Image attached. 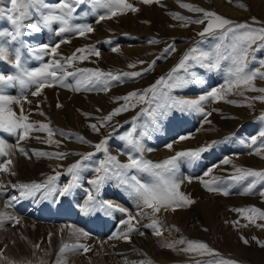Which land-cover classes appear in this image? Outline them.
<instances>
[{
	"label": "rangeland",
	"instance_id": "1",
	"mask_svg": "<svg viewBox=\"0 0 264 264\" xmlns=\"http://www.w3.org/2000/svg\"><path fill=\"white\" fill-rule=\"evenodd\" d=\"M46 2L50 5H55L57 0H46ZM127 2L137 8L138 11H128L111 19L100 21L99 23H97V20L99 16L105 14V9L97 8L93 12L91 0H85V3L77 5L76 12L73 13V19L70 23L73 26L88 24L94 29L92 33L84 37L74 32H66L59 36L56 35V32L61 27L58 23H54L50 29H47V37L43 39L41 37L38 40H31L33 32L30 29H24V35L21 37V40L27 47L22 49V58L25 67L29 70H36L44 66L42 64V57L45 53L30 55L32 49L39 48L42 45L54 46L61 40H68L69 42L62 43L58 52L61 51L63 53V49L66 47L65 45H71H69L68 49L66 48L69 52L66 58L72 56L73 53L79 57L81 53L77 52V49L80 48L86 50L89 48L95 49L100 55H89L85 51L83 55H86L88 57L87 59L83 61L77 59L73 61L71 66L65 61L69 71L61 78H59L60 75L55 69H51L57 72L58 79L55 81L54 87L44 88L40 95L33 96L31 94L36 90V85L22 87L19 83H16L14 85L15 88L13 86L3 88V92L6 95L15 98L26 97L27 102L23 99L21 100L20 106L16 111L17 113L20 114L21 107H23L24 114H30L32 112L34 115L36 112L38 114L42 112L43 115H41L40 121L43 122L45 119L43 124H48L54 132L51 139L59 142L58 144H50L47 142L49 140L47 132H39L43 133L44 137L41 141H35L36 146H38L34 148L36 151L32 155L20 154V156L25 165H27L28 160L31 158L33 163L41 165L42 168L32 172V179L27 182H20V184H44L48 181L49 177H55L49 187H55L59 190L71 182L72 177L67 172V169L77 161H80L83 155L94 153L91 160L84 161V166L79 172L77 186L73 189L71 195L61 197L57 192L45 196L44 192L47 191L46 189L32 195L40 196L42 201H44L43 205L45 207L43 210L49 211L54 207L62 205L72 195H76L77 189L82 188L84 189L80 191L83 193L78 200L79 203L83 202L84 204L88 192L93 190V185L89 181L96 177L94 170L99 166V162L105 158L104 153L97 152L94 147L95 144L100 143L102 140L107 139L106 147L108 153L116 156L121 163L128 162V154L136 157L140 155L134 152L127 145V142L122 139L129 132H133V136L140 139L144 146L145 152L143 153V158L153 163H162L175 156L178 152L196 151L205 148L206 151L201 152L198 158L190 159L183 157L178 160L176 176L178 180H183L186 186L180 192L193 201H196L197 198H192L191 192L186 189L188 186L186 184L190 179L192 182H197V187L204 193V196L214 198L217 202L219 201L220 209L217 210L218 212L208 222L193 213H191L192 215L189 218L186 216V213L185 216L182 214L181 218L176 217L178 221L169 220L168 223L172 224L165 230L164 225L162 226L164 220L157 218V213L153 214L151 209L145 208L143 205H138L136 198L129 195L128 190L121 186L115 179L105 182L97 199L109 201L117 207L126 209V211H111L107 215L101 211L93 213L95 216H100V221L105 218H110L117 223V229H113L112 231L113 237L114 234L116 236L122 232L119 228L123 223L128 222L129 216L133 217L130 222L131 225L136 223L142 228H145L147 230V232L143 231L145 238H148V234L151 233V238H153V243L155 244H152L149 250L161 252V260L158 255L154 256V258L152 257L156 263L219 264L221 261H234L235 264H264V248L260 247L257 243V241L264 243V227H258V225H264V220L257 218L254 223H251L246 218L251 213L239 211L251 208L264 211V196L259 194L264 191V180L258 177H246L240 181L233 179L234 176L240 175L236 171L237 168L264 172V158H262L264 157V137L259 135L261 131H264V119H261V117H264V102L256 99V97L264 96V93L249 91L246 86H241L234 88L231 93L226 94L224 99L214 100L209 97L203 101L201 103L204 109L203 113L195 110L180 111L178 108H172L167 110V115L156 116L155 118L152 115L154 111H157L158 105L160 104L170 103L172 99H199L200 96H207L214 89L226 88L229 81L234 79V77L229 76V70L233 67L230 59L221 60L219 67L212 69L202 66L201 63L191 59L185 62V67H180L181 61L188 54L198 56L200 53H206L215 58L218 46L221 52H224L225 48L232 42L231 34L224 40H221L219 30L206 34L203 37L200 36L199 33L204 31L208 21L205 20L203 24L185 23V21L201 20L204 17L202 13L190 12L188 9L182 8L180 6L182 3L201 8L205 11L214 12L223 18L233 21L235 24H247L252 29L264 27V15H261L256 10L254 3L250 0H231V2L230 0H158V2L152 4H144L141 0H127ZM222 5H227L229 9L231 8L230 11L226 12ZM240 5H243V7ZM10 6L9 0H4V3L0 5L4 9ZM177 15L184 17L185 20L174 19V16ZM36 19L35 15H33V20H26L25 23L34 22ZM54 25L55 28H52ZM13 30V26L6 19V15H0V31L8 32ZM9 40V37H2L0 38V43L7 44L10 49L20 46L19 42L8 43ZM71 47L73 48L69 49ZM114 48L119 51L114 52ZM193 48L197 50L195 53L191 52ZM253 49L254 51L250 50L249 53L246 71L250 72L259 69L264 72V68L260 66V61L264 60V41H257L253 45ZM61 53L59 52V54ZM38 56L41 58H37ZM13 59L14 56H10L8 60H4L12 69L14 67L9 61ZM203 63L207 64L208 61H204ZM130 65H135V67H130ZM79 69L99 70L105 73L111 72L114 75L125 72H141L142 75L139 77L121 76L119 81H111L109 83L107 91L104 90L105 86L103 84H97L95 87L89 86L88 89L81 87L79 91H75L77 81L82 78V74L78 71ZM174 69L175 71H173ZM16 72L17 70L15 69L14 74ZM67 73H72V75H68ZM169 73L172 75L171 80H168ZM192 73H195V80L191 75ZM0 74L11 75L10 73H4L2 71H0ZM161 77H164L169 85L179 80H188L189 83L172 88L166 87L163 84L158 85L157 90L159 95L155 98H153L151 92L147 93V98L143 102H139L136 98H131L128 101L129 108L127 111H123L120 115L114 116L111 121L104 120L114 109L122 107L126 103L122 97L128 96L132 92L143 94L145 90L156 85V82ZM61 79L63 80V85H67V87L61 86ZM253 85L256 88H264V79L257 77L253 81ZM9 89L14 90V92L8 93L11 92L7 91ZM60 91L64 93L66 101L70 99L71 103H76L80 100L75 107L76 112L81 115V119L83 118L82 122H84L80 129H76L75 125H72V129L69 126L64 127L57 123V125H51L52 120L46 119L48 113H44L45 108L43 105L47 104L48 101L46 99L58 94V97L54 96L57 99H55V103L53 104L56 106H54L55 108H58L57 105H61V99L59 98ZM228 101L234 103H229ZM248 105L251 106L249 107ZM29 106L32 108L31 111ZM42 107L43 109H41ZM208 113H211L212 116L207 115ZM92 123L96 124L99 131L94 132L89 127ZM39 125L37 124V126ZM54 126L60 128L63 133H58ZM146 126L147 135L141 136L140 133L146 130ZM174 126L178 127L170 129L169 132L168 128ZM173 130H176L173 133L176 134L174 137L172 136L173 134L171 136L168 135L174 132ZM4 132L0 131V136ZM36 132V130L33 131L35 135H38ZM196 135L200 136L199 139L196 138ZM185 136L189 138L184 140H191L193 145H191V141H187L185 146H181V143H179L182 142L180 137ZM78 137H83L89 143H81ZM253 137L256 138L255 144L252 143ZM12 139L15 140L11 145L14 144L17 153H20L18 146L22 140L19 139V134H15L14 137L12 135ZM4 140L6 141L5 138H0V141L4 142ZM10 143L7 138L6 144ZM171 143H177L179 147H176L172 154H166L160 158H153V151L150 152L147 150L154 148L155 150H168L167 145ZM146 151L151 154L149 153L150 155H148ZM169 151L172 152V149H169ZM10 153L13 154V151L8 152L7 156L2 155L3 160L0 159V163L3 164L7 160H11L12 164L9 165L11 174L15 173V179L22 180L26 176L25 172H19L17 174L14 169L15 164H13L15 163V158L10 156ZM40 153L49 155H39ZM58 153L65 154L64 158H56L55 154ZM50 156L52 158H49ZM208 156H215L213 157V162ZM23 157L25 158L23 159ZM68 158H71V161L67 163ZM225 160L228 163H224ZM58 173L59 175L57 176ZM83 174L89 176V180L86 183L81 179ZM131 175L137 176L144 183L153 182V180L151 181L152 176L148 173L131 170L129 176ZM201 181L208 183L209 186L214 188L226 189L230 194L223 196L216 192H210ZM251 183H255L252 194L241 195L240 193L244 188ZM2 196L6 198L3 194ZM2 196L0 194V212L5 216L9 204L6 203V200L2 203V200L5 199ZM32 196L26 197L30 198ZM197 202L198 200L189 206L178 207L176 211H187L190 213L189 210H194L197 207ZM137 211L140 213L150 211L151 215H146L147 220H145L141 217L140 213L137 215ZM170 211L174 212L172 210ZM162 212L164 213L166 211L161 210V214ZM133 213L138 217L136 216L137 218H135ZM4 216H0V221H2L0 222V239L4 240L0 246V264H57L58 260L62 264H68V260L71 258L75 263L72 262L69 264H121L114 252L108 248L109 246L100 243V241L99 244L103 245L102 247L107 251L105 254L98 253L99 250H104L101 247L98 251L91 250L85 253L82 249H78L72 255L70 252H65L63 255L60 254L59 250L62 243L53 245L54 240L46 238L44 247L50 251L46 253L43 247H37L33 237L24 229L23 225L25 221L20 219L22 215L13 219L10 218L9 222L6 220L7 216H5V219ZM154 220L158 222L157 227H159L161 232L159 236L155 235V228L152 227ZM59 221L61 220L50 222L49 224H64L66 220H62L63 222ZM21 222L22 224H20ZM68 223L80 229L83 228L80 224H76L73 221ZM13 228H17V230H13ZM82 230L85 232L84 228ZM134 230L136 228H133ZM100 237H94V239H100ZM242 237L249 241L247 245L243 243ZM180 240L205 243L212 250V253H202L199 250L182 251V249L187 247V243L180 244L178 243ZM132 243H136V240H133ZM169 244L173 245V248L166 246ZM85 245L88 248L92 247L88 244ZM52 249L53 251H51ZM79 251L85 254L84 260L82 261ZM144 251L147 252L148 250L144 248ZM149 253L151 255L154 252L150 251ZM58 254H60V257ZM36 255L37 257L39 256L37 258L38 261H36L37 259L34 260ZM34 256L35 258H33ZM131 257L136 258L138 263L144 262L141 260L143 257L141 253H136L133 256L131 255ZM154 262H151V264H154ZM143 264H149V262H144Z\"/></svg>",
	"mask_w": 264,
	"mask_h": 264
},
{
	"label": "snow or ice",
	"instance_id": "2",
	"mask_svg": "<svg viewBox=\"0 0 264 264\" xmlns=\"http://www.w3.org/2000/svg\"><path fill=\"white\" fill-rule=\"evenodd\" d=\"M10 7L4 9L0 7V15H6V19L13 26V31L2 32L0 31V38L9 37L11 42H19L20 46L10 49L7 44L0 43V60H8L10 56H14L13 60L9 62L17 70L14 75H5L0 74V131H5L8 133L19 134V139L24 140L29 136V134L34 130L46 131L49 137L48 143H59L58 141H53L51 137L54 135V132L50 129L48 124H40L37 128L33 123L29 122L28 116L24 114L23 107L20 109V114L17 115L15 111L10 107L12 104H20L21 100L26 101V97L15 98L10 95H6L3 92L4 87L14 86L16 83H19L22 87H27L29 85H36V90L31 94L33 96L40 95L41 91L47 87H54L55 81H57V72L51 69H61L63 65L60 60L54 59L52 63L45 64L42 68L36 70H29L25 67V63L22 58V49L27 47L24 42L21 40V37L24 35V29H30L32 32H40L42 28H50L54 23L61 25L59 30L56 32V35H62L66 32H74L79 36L84 37L89 33L94 31L93 27L88 24L76 25L73 26L70 21L73 19V13L76 12V6L85 3V0H57L55 5H50L46 0H9ZM144 4H152L158 2V0H141ZM231 2V0H230ZM4 3V0H0V5ZM93 12L97 8H103L106 10L104 15L99 16L97 23L105 19H111L117 15L124 14L128 11L136 12L137 8L133 7L132 4L128 3L127 0H91ZM182 8L188 9L190 12L202 13L204 19L196 21H185V23H199L203 24L205 20L208 21L206 28L203 32H200V36H205L206 34L214 33L217 30L221 33L220 39L224 40L226 37L231 34L232 42L225 48L224 52H221L220 47H217L215 58L213 56L200 53L198 56L191 54L186 55L180 63V67H185V62L188 60H195L201 63L202 66L212 68H218L221 60H231L233 67L229 70V76L234 77L230 80L227 87L224 89H214L207 96H200L196 100H183V99H172L170 103H164L158 105L157 111L153 112V117L167 115V110L172 108H178L180 111L185 110H195L197 112H204L201 103L207 100L209 97L214 100L224 99L226 94L232 92L234 88H239L241 86H246L249 91H259L264 93V88H256L253 85V81L259 77L264 79V72L259 69L253 71H246L248 65V57L250 50L254 51L253 45L257 41H264V27L259 29H252L247 24H235L233 21L223 18L214 12L205 11L198 7H193L189 4H181ZM243 7V5H240ZM33 15L37 18L35 22L25 23V21H32ZM174 19L184 21L185 18L182 16H174ZM68 40H61L59 43L54 46L42 45L39 48L32 49L30 55H36L37 53L51 54L53 57L59 56L58 49L62 43H68ZM174 50V49H173ZM85 51L89 55L99 56L100 53L95 51V49L89 48L77 49V52L81 53L79 57L75 53L72 56L63 58L66 63L71 66L73 61L79 59L81 61L87 59L86 55H83ZM114 52L119 51L118 49H113ZM197 50L193 48L192 53H195ZM41 58V57H37ZM204 61H208L207 64H204ZM261 68H264V60L260 61ZM130 67H135V65H130ZM82 74V78L77 81L75 91H79L81 87L88 89L89 86L95 87L97 84H103L104 90H108V85L111 81H119L121 76L123 77H139L142 75L141 72L133 73H122L114 75L111 72L105 73L99 70L91 69H79ZM175 71V69L173 70ZM72 75V73H67ZM193 79H196L195 73L191 74ZM50 78V79H49ZM172 79L171 73L168 75V80ZM61 86L63 85V80H60ZM188 80H179L175 83L169 85L164 77H161L160 80L156 82V85H153L149 89L145 90L143 94H138L137 92H132L128 96L122 97L126 102L122 107L114 109L108 116L104 118L105 121H111L114 116L120 115L123 111H127L129 108V103L131 98H136L139 102H143L147 98V93L151 92L153 98L159 95L157 86L165 85L166 87H179L188 84ZM256 99L264 102V96L256 97ZM27 102V101H26ZM229 103H234L228 101ZM249 107L251 105H248ZM61 107V105H57ZM43 115V113H40ZM207 115H211L208 113ZM264 119V117H261ZM103 126V125H102ZM92 130L99 131L96 124L90 125ZM135 131V129H133ZM141 136L147 135V126L146 130L140 133ZM261 137H264V131L259 133ZM189 137H180L181 140L188 139ZM81 143H89L83 137H78ZM127 142V145L134 151L139 153V157L128 154V162L121 163L116 156L110 155L106 147L107 139L102 140L100 143L94 145L97 152H103L105 158L99 162V166L95 168L96 177L89 181L93 185V190L88 192L87 199L84 204L81 206L80 211L85 215H88L93 212L101 211L106 215L110 214L111 211L125 212L126 209L117 207L109 201L98 200L97 197L100 194L101 189L108 180L115 179L119 182L121 186L128 190L129 195L136 198L138 205H143L145 208L152 210L153 214L159 213L161 210L176 211L178 207H185L193 204L195 201L190 199L188 196L179 191L180 184L182 181L177 179V161L183 157L190 159L198 158L201 152L206 151L205 148H201L196 151H184L178 152L175 156L163 161L162 163H153L149 160L143 158V153L145 148L142 145L140 139L133 136V132H129L126 136L122 137ZM252 143H256V138H252ZM171 149L172 145H167ZM7 145L0 141V155L7 156L8 152L6 151ZM151 151V149H147ZM21 154L27 155L23 148H19ZM39 155H49L46 153H40ZM63 153L55 154L56 158L63 159ZM94 153H88L82 156L80 161H77L71 165L67 172L71 175L72 179L66 186L57 190L55 187H49L52 184L55 177H49L48 181L44 184H21L19 188L22 190L21 194L26 196L35 195L37 192L46 189L44 192L45 196L52 195L58 192V195L68 196L72 194L73 189L77 186V181L79 180V172L84 166V161L91 160ZM49 158H52L51 156ZM264 158V157H262ZM224 163H228L227 160ZM12 164L11 160H7L5 163L0 165V171L9 172V165ZM131 170H136L138 172L148 173L153 177L152 183L141 182L140 179L135 175L129 176ZM236 171L240 173L239 176H234L233 179L240 181L246 177H258L261 180H264V172L254 171V170H244L237 168ZM15 175V173H12ZM59 173L57 174V176ZM191 182V181H189ZM204 184L205 188L210 192H216L223 196H228L230 193L226 189L219 187H211L208 183L201 181ZM255 183L249 184L244 190L240 193L241 195L252 194ZM261 196H264V191L259 193ZM241 212L251 213V215L246 216L249 222L254 223L258 218L264 220V211H260L256 208H251L247 210H239ZM2 216V214H0ZM133 217L129 216L128 223L130 225ZM2 222V221H0ZM158 222L153 221L152 227L155 228V235H161L159 227H157ZM258 227H264V225H258ZM133 231V228L129 226L128 232L123 233L120 236H117V239H123L127 242H130L129 233ZM73 235H77V239L82 235L87 238V232H80L78 229H73ZM143 235V233H141ZM255 239V238H253ZM243 243L247 245L249 241L242 237ZM178 243L184 244L187 243V247L182 249V251H201L202 253H212V250L208 248V245L202 242L197 241H188L180 240ZM260 247L264 248V243L257 241ZM169 248H173V245H166ZM37 247H39L37 245ZM78 249H82L83 252H88L90 249L84 244H74L68 245L65 244L60 248V253L63 254L66 251L76 252ZM57 264H60L58 260ZM151 264V262H149ZM219 264H235L234 261H221Z\"/></svg>",
	"mask_w": 264,
	"mask_h": 264
},
{
	"label": "bare ground",
	"instance_id": "3",
	"mask_svg": "<svg viewBox=\"0 0 264 264\" xmlns=\"http://www.w3.org/2000/svg\"><path fill=\"white\" fill-rule=\"evenodd\" d=\"M250 1L252 3H254V5L256 7V10L259 13H261V15H264V1H262V0H250ZM221 3H223V2L221 1ZM222 6H223V8H224V10L226 12L230 11V9H231V8L229 9L227 7V5L226 6L222 5ZM151 16H153V14H151ZM47 29L48 28H44V29L42 28L41 31L38 32V33L33 32L32 36H31V40L32 39L33 40H38L41 37H42V39L47 37V33H48V32H46V31H48ZM49 32H51V31H49ZM34 43H35V41H34ZM69 45L70 44L65 45L66 47L63 49V53H61V51H59L61 54H59V56H57V57H53L52 55H49V54H44V56L42 57V60H43L42 64H44V65L52 63V61L54 59L60 60L61 64L63 65V68L55 69L60 75V76L58 75L59 78L63 77L65 75V73L69 71V69L67 68L68 66L65 63V59H63V58H66L67 54L69 53L67 51ZM72 48L73 47H71L69 49H72ZM0 71H2L4 73H10L11 75H14L15 69L14 68L13 69L10 68V65H7L4 62V60H0ZM13 87L15 88V86H13ZM125 90H126V88H125ZM7 91H11V92H8V93H13L14 92V90H12V89H9ZM17 91H19V90H17ZM54 96L58 97V94L54 95ZM54 96L49 97V99H46V97L44 96V98L48 101L47 104L43 105L44 108H45L44 113L45 114H46V112L48 113V116L46 117V119L52 120V122L50 121L51 125H53V124L57 125L58 124V125H61V126H64V127H68L69 126V128L71 127V129L73 128L72 125H75L76 129L77 128L80 129L82 124L84 123V122H82L83 118L81 119V115L79 113H77L76 110H75V107L77 106L76 104L79 103L80 100H78L79 102H76V103H71L70 99L66 101L64 93H62L60 91V97L59 98L61 99V101H60L61 107L55 108L56 106L53 105V104L55 103V99H57V97H54ZM19 106H20L19 104H12L10 107L12 108L13 111L16 112L18 110ZM29 109L31 111V109H32L31 106H29ZM41 109H43V107ZM49 111H51V112L49 113ZM17 115H19V113H17ZM25 115L28 116L29 122L33 123L37 128L39 127V126H37V124H43L44 123L45 119L43 120V122L40 121L41 114H38L37 112L34 115H33L32 112L30 114H25ZM42 117L44 118V116H42ZM54 128H56V131L58 133L59 132L63 133V131H61V129L58 128L57 126H54ZM247 130L249 131L248 128H247ZM36 131H37L36 134H38V135H35L33 133V131H32L27 138H25L24 140L20 141V144L18 146L19 148H23L27 152V154H31L32 155V153H34L36 151V149H34V148L38 147V146H36V142L35 141H41L42 138L44 137L43 133H39L40 132L39 130H36ZM12 135L14 137L15 134H13V133H9L8 134V132H4L0 136V138L3 137V138L6 139V141H7V138L9 139V141L11 142L10 144H6L5 140H4V143L7 145V149H6L7 152L13 151V154L10 153L11 155L10 154L9 155L13 156L15 158V163H13V164H15L14 169L16 170L17 174L19 172L20 173L25 172L26 176L22 180H17V179H15V176L11 174L10 170H9V172L0 171V194H1V196H2V194L4 196H6V198L2 196L3 198H5V199L2 200V203L5 202L4 200H6V203L9 204L8 210H7L6 215H5V216H7L6 220L9 222L10 218L13 219V218H15L17 216L19 217V215H22L20 219H23L25 221V223L23 225L24 229L29 232L28 234L31 237H33V240L35 241L36 245H39V247H43V249L45 250L44 252H46V253L50 252V251L46 250L47 248L44 247L45 246L44 242H45L46 238H51L52 240H54L53 245H57L58 243H60V244L62 243L61 247H63L65 244H68V245H74V244H84L85 245V244H88V245L92 246L91 248H89L90 249L89 251H91V250H93V251L97 250L98 251L103 246V245L99 244V241H100V243H104V245L109 246L108 248H110L114 252V254L118 258V261L121 264H143L144 262L145 263L154 262L155 259H152V257L154 258V256H156V255H158L159 258H160V254H161L160 251L157 252L155 250H149V248L151 249L152 244H155V243H153V238H151V233L148 234V238L147 237L145 238L144 234H143L144 236L141 235V232L142 233H143V231L147 232V230H145V228H142L140 225H138L136 223L132 224V225L130 223V225H129L128 222H125V223L122 224V226L120 228L118 227L122 232L119 235H116V236L114 234V237H113L112 231H113V229H117V223L114 222V220H111L110 218H105V219L100 221L99 220V219H101L100 216H95L94 213H90L88 215H85L84 213H82L80 211V208H81V206H82L81 204H83V202L79 203L78 199L81 197V194L83 193L80 190H83L84 188L77 189L76 195H72L69 199H67V201L69 203L67 201L66 202L64 201V203L62 205L54 207V208H52L49 211H44L43 210L44 207H45L43 205L44 201H42V198L40 196H32V197L29 198V197H26L25 195H22L20 193L21 189L19 188V185H21L20 182L23 183V182H27L30 179H32V176H31L32 172L40 170L42 168V166L39 165V164L36 165L35 163H33L31 158L28 160L27 165H25L22 162V159H21V156H20L21 153H17L16 149L14 148V144L11 145L13 143V141L15 140V139H12ZM174 135H176V134H174ZM174 135H172V136L174 137ZM192 136H194V135H192ZM199 137L200 136H197L196 138L199 139ZM194 139H195V137H194ZM187 141L189 142L191 140H182V142H179V143H181V146H185ZM171 144H172V147H171L172 152H170L171 150L169 151V149L163 151V150H160V149L159 150H155V148H154V149L151 150V151H153L152 157L153 158H160V157L165 156L166 154H170V153L172 154L174 152L173 150L176 147H179V146L177 145V143H171ZM73 145H75V144H73ZM191 145H193V142H192ZM150 152L146 151V153L148 155L151 154ZM213 157H215V156H212V157L208 156V158L212 159V162L214 160ZM24 158L25 157H23V159ZM0 159L3 160V156L2 155H0ZM70 161H71V158H68L67 163L70 162ZM209 162H211V161H209ZM0 165H2V164L0 163ZM13 177H14V179H13ZM81 179H82V181H84V183H86V181L89 180V176L87 174H83V176H81ZM180 181H182V183L180 184L179 191H181L183 188L186 187L185 184H184V181L181 180V179H180ZM190 181L191 182H188L186 184V185H188L186 189L191 192V197L192 198L193 197L197 198V200H198V202L196 204L197 207L194 210H189L190 213H188L187 211H181L182 213L179 212V211L171 212L170 210H168V211H166L164 213L162 212V214H161V211H160V214L157 213L156 214L157 218H161V220H164V224H162V226L164 225L163 227H164L165 230L167 228H169L171 226V224H172V223H168L169 220L176 221L177 220L176 217L181 218L182 214H184V216H185V214L187 213L186 216L190 218V216L192 215L191 213H193V214L203 218L204 220H207V222H208L209 220L212 219V217L215 215V213L218 212L217 210L220 209V205L218 203L219 201L217 202V200H215L214 198H209V197L204 196L203 195L204 193L197 187V185H198L197 182H195V181L192 182L191 179H190ZM125 202H127V201H125ZM54 203H56V202H54ZM71 205H72V207H71ZM73 205H74V207H73ZM125 205H127V204H125ZM56 208H58V209H56ZM139 213L140 212L137 211V215H139ZM0 214H1V212H0ZM140 214H141V217H143L145 220H147L146 215L147 216L151 215V212L150 211L149 212L143 211ZM133 215L135 216V218L138 217L134 213H133ZM2 216H4V214H2ZM5 216H4V219H5ZM153 217H154V215H153ZM31 218H33V219H31ZM102 218H104V217H102ZM37 220H40V221H37ZM57 220H61L59 222H63L62 220H64V221L66 220V221H65L64 224H49L50 222H55ZM67 221L68 222L73 221L76 224H80L85 229V232H87L89 234L88 237L85 238L82 235H80L79 239H77V235H73V229H78L82 233V232H84L82 230L83 228L81 226L80 227L82 229H80V228H78L76 226H72ZM22 222L20 224H22ZM129 226H131L132 228H136V230H134L131 233H129L130 242H127V241H125L123 239H122V241H120V239H117L116 238L117 236H120L123 233L128 232ZM171 229H172V227H171ZM13 230H17V228H15V229L13 228ZM93 236L94 237L102 236V237H100V239L99 238L98 239H94ZM0 238H1V235H0ZM133 240L134 241L136 240V243H132ZM3 241L4 240L0 241V246L2 245L1 243ZM144 248H146V250H148L149 252L151 251V252H154V253L150 255V253L148 251H147L148 253L146 251L143 252ZM153 249H154V247H153ZM51 251H53V249ZM55 251H57V250H55ZM69 252L70 251H66V253H69ZM70 253L72 255L73 252H70ZM98 253L105 254V253H107V251H106V249L99 250ZM136 253H138V254L141 253V255H143L141 260L144 261V262L138 263L136 258H132L131 257V255L133 256ZM60 254H58L59 257H60ZM37 255H36V258H35V256L33 257V258H35L34 260H36L39 257V256L37 257ZM53 255H54V253H53ZM79 255L81 256L80 257L81 261L84 260V255L85 254H82L80 252ZM45 259H46V257H45ZM160 260H161V258H160ZM36 261H38V259ZM48 262H49V260H48ZM72 262H74L72 258L68 260V264L72 263ZM106 262H104V263H106ZM115 262H117V261L115 260ZM60 263H61V261H60ZM154 264H160V263L154 262Z\"/></svg>",
	"mask_w": 264,
	"mask_h": 264
}]
</instances>
